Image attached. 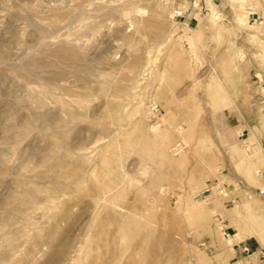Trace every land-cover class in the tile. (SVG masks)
<instances>
[{
    "label": "rangeland",
    "instance_id": "rangeland-1",
    "mask_svg": "<svg viewBox=\"0 0 264 264\" xmlns=\"http://www.w3.org/2000/svg\"><path fill=\"white\" fill-rule=\"evenodd\" d=\"M0 264H264V0H0Z\"/></svg>",
    "mask_w": 264,
    "mask_h": 264
},
{
    "label": "built area",
    "instance_id": "built-area-1",
    "mask_svg": "<svg viewBox=\"0 0 264 264\" xmlns=\"http://www.w3.org/2000/svg\"><path fill=\"white\" fill-rule=\"evenodd\" d=\"M243 250H245V251H246V250H247V248H246V247H244V248H243Z\"/></svg>",
    "mask_w": 264,
    "mask_h": 264
}]
</instances>
